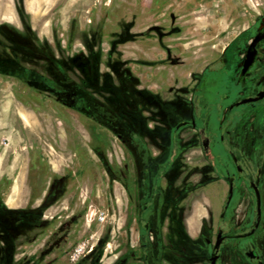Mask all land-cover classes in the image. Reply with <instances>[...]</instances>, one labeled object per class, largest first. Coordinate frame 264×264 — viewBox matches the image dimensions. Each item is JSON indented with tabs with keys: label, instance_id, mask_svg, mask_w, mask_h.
Listing matches in <instances>:
<instances>
[{
	"label": "rangeland",
	"instance_id": "obj_1",
	"mask_svg": "<svg viewBox=\"0 0 264 264\" xmlns=\"http://www.w3.org/2000/svg\"><path fill=\"white\" fill-rule=\"evenodd\" d=\"M257 21L264 0H0V174H28L0 264H209Z\"/></svg>",
	"mask_w": 264,
	"mask_h": 264
},
{
	"label": "flooded vegetation",
	"instance_id": "obj_2",
	"mask_svg": "<svg viewBox=\"0 0 264 264\" xmlns=\"http://www.w3.org/2000/svg\"><path fill=\"white\" fill-rule=\"evenodd\" d=\"M254 26L255 33L231 73L233 84L254 83L252 90L258 91L229 104L225 134L219 137L226 147L227 164L222 176L226 197L215 206V218L204 229L206 232L212 229L213 233L211 238L203 237V244L210 251L209 264L214 253L215 264H264V53L261 47L264 39L255 45L253 64L241 74L248 46L259 32L264 35V26L259 21ZM259 93H263L261 97ZM182 214L178 209L173 216L168 214V219L178 222L183 229ZM167 259L168 264H178L174 258L167 256Z\"/></svg>",
	"mask_w": 264,
	"mask_h": 264
},
{
	"label": "crops",
	"instance_id": "obj_3",
	"mask_svg": "<svg viewBox=\"0 0 264 264\" xmlns=\"http://www.w3.org/2000/svg\"><path fill=\"white\" fill-rule=\"evenodd\" d=\"M1 164H3V162L0 159V165ZM8 177H6L5 172H2L0 174V189H3L4 184H7L6 191H4L7 197L1 200V206L9 211L25 210L26 207L25 200L24 199L23 201L21 200L27 191L28 174L26 172L24 173L18 171L15 174H13L11 177L10 176ZM5 180H7V182H4ZM207 216H208V212H207Z\"/></svg>",
	"mask_w": 264,
	"mask_h": 264
},
{
	"label": "water",
	"instance_id": "obj_4",
	"mask_svg": "<svg viewBox=\"0 0 264 264\" xmlns=\"http://www.w3.org/2000/svg\"><path fill=\"white\" fill-rule=\"evenodd\" d=\"M262 39H264V35L259 32L256 37L252 40V42L250 43V45L248 46V49L246 51L244 60H243V67H242V71L241 74H244L253 64V61L255 59L256 56V50H255V45L261 41ZM263 93H259L258 97H261ZM257 98L254 99H245L243 101H241V103H245V102H251L254 100H257ZM215 259H216V254L214 253L213 256L211 257V264H215Z\"/></svg>",
	"mask_w": 264,
	"mask_h": 264
},
{
	"label": "trees",
	"instance_id": "obj_5",
	"mask_svg": "<svg viewBox=\"0 0 264 264\" xmlns=\"http://www.w3.org/2000/svg\"><path fill=\"white\" fill-rule=\"evenodd\" d=\"M2 70L6 71L5 70V66L0 64V72ZM6 74H9V73H6ZM14 76H16V75H14ZM107 174L109 175V177H110L111 180H114V178L112 177V174H111V172L109 170H107ZM0 208H1V210H3V212L5 214H8V215H12V214H26V211L25 210H21V211H9V210H6L5 208H3L1 205H0ZM39 209L40 210H43L44 209V206H41Z\"/></svg>",
	"mask_w": 264,
	"mask_h": 264
},
{
	"label": "built area",
	"instance_id": "obj_6",
	"mask_svg": "<svg viewBox=\"0 0 264 264\" xmlns=\"http://www.w3.org/2000/svg\"><path fill=\"white\" fill-rule=\"evenodd\" d=\"M105 213L103 212V211H101V212H98V214H97V221L98 222H103L104 221V219H105ZM82 248H80L79 250L77 249V250H75V252H79L80 250H81Z\"/></svg>",
	"mask_w": 264,
	"mask_h": 264
}]
</instances>
